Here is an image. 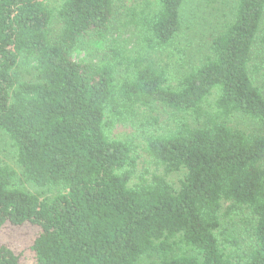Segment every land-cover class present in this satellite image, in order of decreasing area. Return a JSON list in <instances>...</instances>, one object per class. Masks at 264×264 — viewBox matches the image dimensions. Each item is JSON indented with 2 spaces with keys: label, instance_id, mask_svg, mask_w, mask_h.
<instances>
[{
  "label": "trees",
  "instance_id": "1",
  "mask_svg": "<svg viewBox=\"0 0 264 264\" xmlns=\"http://www.w3.org/2000/svg\"><path fill=\"white\" fill-rule=\"evenodd\" d=\"M45 1L0 0V130L13 142L25 182L64 190L40 199L18 188L14 171L0 164V229L34 225L35 264H138L151 252L158 264H264V134L226 123L234 113L264 121V97L248 72L261 24L264 48V0H236L233 20L212 37L211 54L175 87L152 61L135 60L117 79L115 65L72 58L78 37L108 28L113 0H64L58 35ZM185 1L156 0L148 22L156 45L176 37ZM20 59L35 62L33 79L20 76ZM213 92L214 109L206 111ZM155 103L196 121L204 116L199 125L180 123L147 138L150 157L186 170L178 189L160 175H140L128 186L131 146L106 134L108 115ZM221 199L255 216V245L240 259L218 242ZM178 244L200 258L173 255ZM0 264H20L19 256L0 245Z\"/></svg>",
  "mask_w": 264,
  "mask_h": 264
},
{
  "label": "rangeland",
  "instance_id": "2",
  "mask_svg": "<svg viewBox=\"0 0 264 264\" xmlns=\"http://www.w3.org/2000/svg\"><path fill=\"white\" fill-rule=\"evenodd\" d=\"M64 0H46L52 11L50 30L58 35L62 23L56 11ZM236 0H186L181 8V28L172 43L160 46L151 40L148 22L157 8L156 0H113V15L108 28L101 34L88 32L78 37L71 55L78 62L94 64L110 63L115 65L117 79L130 71L135 60L152 61L164 72L168 84L175 87L181 78L193 68L200 66L211 54L212 37L226 22L233 20ZM262 24L253 41L248 62V72L253 83L264 97V48L260 41ZM112 51H115L112 53ZM117 54V56H115ZM116 57V58H115ZM19 73L24 80L34 78L33 60H19ZM215 92L207 97L202 107L213 111ZM110 122L106 129L109 138L127 141L131 146L130 156L134 161L133 173L128 186H133L140 175L150 179L152 175L162 176L172 187L178 189L186 170H169L165 164L156 161L146 151L147 138L175 129L180 123L189 126L199 125L194 115L175 111L162 104L134 106L122 111L119 117L107 116ZM226 123L233 128L260 132L264 134V121L249 118L241 113H234L226 118ZM0 164L11 168L15 173V185L43 198H51L64 189L61 185L38 187L25 182L16 160V150L10 137L0 130ZM255 216L247 208H238L232 201L221 199L218 212L216 235L221 248L233 258H242L255 245ZM37 228L27 222L21 226L6 224L0 229V245H6L19 256L20 264H35L32 241ZM195 255L196 252L181 244L174 246L173 255ZM200 258L199 256H197ZM158 254H143L138 264H158Z\"/></svg>",
  "mask_w": 264,
  "mask_h": 264
}]
</instances>
